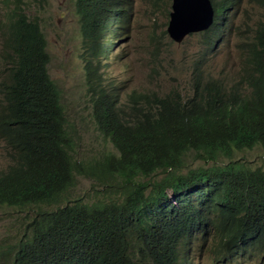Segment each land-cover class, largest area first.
<instances>
[{
	"label": "trees",
	"instance_id": "trees-1",
	"mask_svg": "<svg viewBox=\"0 0 264 264\" xmlns=\"http://www.w3.org/2000/svg\"><path fill=\"white\" fill-rule=\"evenodd\" d=\"M5 1L13 9L3 32L0 141L10 162L0 169V206L33 212L27 226L19 220L24 233L1 264H193L199 246L213 264L255 250L264 257V155L256 169L236 158L264 153V26L242 45L244 76L231 88L205 79L199 62L191 95L151 89L124 100L104 69L128 31L130 1L75 0L92 117L116 151L86 160L51 78L42 24L26 0ZM237 5L218 1L204 46L225 34ZM190 155L204 165L184 173ZM78 177L92 191L70 198Z\"/></svg>",
	"mask_w": 264,
	"mask_h": 264
},
{
	"label": "rangeland",
	"instance_id": "rangeland-1",
	"mask_svg": "<svg viewBox=\"0 0 264 264\" xmlns=\"http://www.w3.org/2000/svg\"><path fill=\"white\" fill-rule=\"evenodd\" d=\"M75 0H26L27 13L36 17L42 24L48 43L47 51L51 56L49 71L51 78L63 95V103L72 125L76 140V151L82 159L94 160L107 153L115 152L112 144L97 130L92 117L89 102L88 87L85 81L84 62L81 57L84 51V41L81 33V23L76 15ZM131 6L127 9L130 17L128 31L113 47L110 66L104 73L119 83L120 94L124 100L132 91L145 92L154 90L168 93L179 91L184 95L192 94V84L195 70L201 62V74L207 80H219L226 88H231L237 80L243 79V54L248 50L242 45L251 33L252 16L264 14L260 8L244 5L242 14L233 18V12L228 21L230 28L225 27L224 37L216 36L213 47L204 46L205 33L202 30L186 38L182 43H175L167 34L169 14L172 0H162L155 5L156 0H129ZM217 2V0H214ZM0 0V71L5 69L2 55L4 52L3 32L7 29L8 16L12 6ZM238 12V11H237ZM230 29V30H229ZM214 42V41H213ZM244 52V53H243ZM263 151L261 148L238 153L236 158L243 160L253 169L263 166ZM9 152L0 141V169H5L10 160ZM187 169H197L203 162L190 155L187 159ZM205 167H209L205 165ZM93 182L78 177L76 186L70 190V198L88 196L92 191ZM174 200L173 198L171 199ZM25 213L0 206V264L7 253L6 249L17 244L22 237L23 225L27 226L29 219ZM24 218L22 224L20 219ZM205 247L199 246L193 257V264H213L212 256L200 254ZM254 250V249H253ZM258 251H252V256L222 260L215 264H264V257Z\"/></svg>",
	"mask_w": 264,
	"mask_h": 264
},
{
	"label": "water",
	"instance_id": "water-1",
	"mask_svg": "<svg viewBox=\"0 0 264 264\" xmlns=\"http://www.w3.org/2000/svg\"><path fill=\"white\" fill-rule=\"evenodd\" d=\"M168 35L175 43H182L187 36L208 29L214 23L211 0H173Z\"/></svg>",
	"mask_w": 264,
	"mask_h": 264
},
{
	"label": "clouds",
	"instance_id": "clouds-1",
	"mask_svg": "<svg viewBox=\"0 0 264 264\" xmlns=\"http://www.w3.org/2000/svg\"><path fill=\"white\" fill-rule=\"evenodd\" d=\"M218 1L219 0H217V2H214V0H211V2H212V4H213V8H214V23H213V25L212 26H210L208 29H211V28H213L214 26H215V24L217 23V18H216V14H217V3H218ZM247 5V6H253V7H256V8H260V9H262L263 11H264V6H261L260 4H259V0H238V5L235 7V8H231L230 9V14L233 12V14H234V16H235V18H237L238 16H239V14H242V12H243V8H244V5ZM172 5H173V0H172ZM172 5H171V12H170V14L173 12V9H172ZM238 11V12H237ZM170 14H169V17H170ZM253 18H252V27H251V33H250V36H248V39L249 38H252V33H253V31H255L256 30V28H258V29H261L262 30V28H263V26H264V14H262V15H259V16H257V17H255L254 18V16H252ZM226 20H229L230 21V16H228V17H225V21H224V29H225V27H228V28H230V25H229V23H228V21H226ZM169 22H170V19H169ZM261 22V24L260 25H258L259 23ZM168 26H169V23H168ZM168 30V29H167ZM207 30V29H206ZM230 30V29H229ZM208 32V31H207ZM224 32V31H223ZM197 33H199V32H197ZM197 33H192V34H190L189 36H187L186 38H188V37H190V36H192V35H194V34H197ZM167 34H168V32H167ZM169 36V35H168ZM225 36V34L222 36V37H224ZM248 39H244V41L246 42V40H248Z\"/></svg>",
	"mask_w": 264,
	"mask_h": 264
}]
</instances>
